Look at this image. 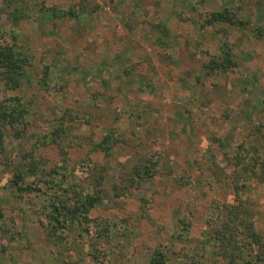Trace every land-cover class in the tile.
I'll return each mask as SVG.
<instances>
[{
	"label": "rangeland",
	"instance_id": "1",
	"mask_svg": "<svg viewBox=\"0 0 264 264\" xmlns=\"http://www.w3.org/2000/svg\"><path fill=\"white\" fill-rule=\"evenodd\" d=\"M257 26L264 0H0V46L27 60L20 86L0 78L24 116L0 151V264H264ZM227 47L238 66L216 67ZM93 190L51 235L53 201L67 218Z\"/></svg>",
	"mask_w": 264,
	"mask_h": 264
},
{
	"label": "trees",
	"instance_id": "2",
	"mask_svg": "<svg viewBox=\"0 0 264 264\" xmlns=\"http://www.w3.org/2000/svg\"><path fill=\"white\" fill-rule=\"evenodd\" d=\"M73 14H75L73 11H71ZM213 20H219V21H228L233 24H236L235 18L232 16L231 13H229L228 10L221 11V12H214L212 16ZM256 32L258 36L264 37V26H257ZM27 63V60L17 56L16 51H14V47H3L0 46V78L5 80L7 85H10L14 88H17L21 84V79L27 75V70H25V64ZM238 62L233 59V54L231 53V49L227 47L224 50V55L222 57V60L219 61L218 59L215 60L214 65L216 67H223L224 69H229L230 67L238 66ZM6 109L1 110L0 109V151L4 150L5 146V137H6V127L9 125V123L13 124L16 120L24 121V116L22 112L20 114L18 113L16 117H13V115H10L6 112ZM25 112V111H24ZM114 141L112 134H106L103 139L96 143V148L100 151H103L106 156L111 155V153L114 151ZM149 166V165H148ZM146 167V175L152 173L151 167ZM143 171V170H142ZM107 177V172H100L99 171V177L96 180V182H99L100 185ZM24 177L23 175H17V177L14 180V184L18 185L19 191H29L33 190L34 188L30 185L23 187L20 186V182L23 181ZM136 181V177L131 179V182L134 183ZM129 186L126 185L124 187L118 186V195H121L122 192L125 194V189H128ZM101 189V187H100ZM121 192V193H120ZM59 198V197H58ZM101 199H103V193L101 191H90L85 194H83V200L79 201L75 206H69L64 207V209L68 210L67 212V218L61 217V207L60 204L56 201H53V211L50 213L52 214L53 219H51V223H53L52 228L50 229V234L53 235L57 233L58 228L61 230H65L70 224L76 223L75 221L80 220L81 218H87V214L91 209L96 207L100 204ZM1 216V215H0ZM260 237H257V244L260 248V250L263 252L262 255H260V260L264 259V245L260 243ZM156 260H161L156 259ZM161 262V261H159Z\"/></svg>",
	"mask_w": 264,
	"mask_h": 264
}]
</instances>
